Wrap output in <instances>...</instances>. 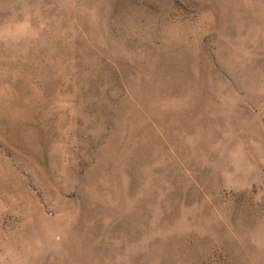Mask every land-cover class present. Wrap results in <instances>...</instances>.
<instances>
[{"label": "rangeland", "instance_id": "374dc122", "mask_svg": "<svg viewBox=\"0 0 264 264\" xmlns=\"http://www.w3.org/2000/svg\"><path fill=\"white\" fill-rule=\"evenodd\" d=\"M0 264H264V0H0Z\"/></svg>", "mask_w": 264, "mask_h": 264}]
</instances>
